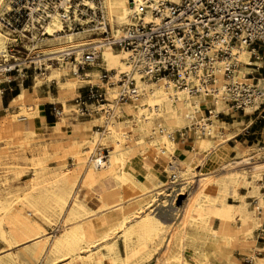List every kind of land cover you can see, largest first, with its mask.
Returning <instances> with one entry per match:
<instances>
[{
	"label": "bare ground",
	"instance_id": "6f19581e",
	"mask_svg": "<svg viewBox=\"0 0 264 264\" xmlns=\"http://www.w3.org/2000/svg\"><path fill=\"white\" fill-rule=\"evenodd\" d=\"M85 1V3L95 8L96 3ZM100 1L101 9L105 16L104 24L109 26L108 31L113 36L121 35L124 26L130 23V16L135 10L133 0ZM139 1L140 0H134L136 4H138ZM3 3L4 0H0V8L3 6ZM46 29L53 37L49 38L47 41L45 46L49 48L45 49L44 53L51 56H57L59 52L63 51L64 48L69 45H76L82 48L98 43L100 39V41L103 39L102 36L99 38L101 33H94L96 30L101 32L99 28H93L94 31L89 28L79 33L68 32L56 35L55 32L61 29V24L55 20L49 23ZM9 39L7 33L3 31L0 25V49L6 45ZM255 52L260 57L258 51L256 50ZM235 54H237L239 60L247 61L246 63L250 65L253 64V62L250 61L251 51L245 45L241 46ZM126 58L127 53L124 51L116 52L112 48H105L103 50L102 60L106 68L110 71L126 70L128 68ZM262 63L263 62L257 60L254 65L256 64L261 67ZM56 65H49L48 71L39 78V81L45 80L48 82L56 80L58 90L60 91L56 99H61L66 108L65 98L73 93L76 86L78 84H87L93 80H89V76L84 74L75 76L72 73L73 77L68 78V81L64 82L62 79L69 75V70ZM253 72V68L247 67L246 70H239L236 73V78L250 82L251 78H247L246 75ZM93 73L94 71L92 70L91 72H87L88 75H92ZM0 75L3 76L2 73H0ZM261 84H263V80H261ZM141 85L146 90L144 97L137 102L124 103L122 105L126 113H132L134 115L133 120L125 118L123 121L112 122L107 126L104 132L96 130L90 137L84 138V143L78 139L79 134L73 132L74 137L71 139L72 143L69 146L67 155L76 159L77 163L73 166H67L62 173H56L53 179L43 180V182L50 181V183L53 184V194L51 195L49 193H39L35 195L34 191L37 189V186L41 184L40 182L38 183L37 178L36 183L30 187L31 191L25 196H22V199L27 201L30 208H32L28 216L23 214V208L19 202L9 203L4 201L0 204V210L3 211V216L0 219V236L7 242L8 247L7 250L0 253V264H102L104 259H109V264L140 263L144 260L141 257L143 249L145 250L144 247L155 241H158V244L162 245L165 238L164 232L170 227V224L163 222L154 214V209L147 211L152 205L146 207L143 212H139V215H136L133 209L128 210L125 208L127 202L141 198L153 191H157L156 193L159 196L164 195V197H167L169 195V193L163 189L168 183L163 184V182L158 180L159 172L154 168L153 161L165 164L164 167H166L168 171H173V173L174 171L179 172L180 175L178 176H180V178L184 176V180L186 179L187 181L196 177H202V180L205 181L204 184H206L205 188L208 189V191H202L194 198L190 197V203H187L186 206H184V204L182 205L184 206L183 212L187 211L189 213L188 218L183 222H178L173 228L171 236L168 235L170 236L168 253L165 254L166 256L161 262L159 261L160 264H168L169 259L172 258V261L174 258L177 261L181 260L182 264H191L183 257V251L184 249L193 250L188 244V242L191 243L190 240L193 237L196 239L204 238L203 236L193 233V228L198 226L196 224V214L198 213L197 215L202 217L200 218V223L206 225L212 217L211 213L206 210L210 205L211 194L216 190H220L222 185L227 182H231L236 188H241L245 182L246 171L242 168L224 172L220 177L212 178L210 177L212 172H209L211 169L210 162L202 169L205 173H201L202 170L196 171L190 161L185 158H180V154L183 153L184 150L177 148L175 146L176 140L169 138L167 133L163 136H159L160 142L166 145L168 151L177 152V160L174 162L171 156L169 159H164V162H162L161 159L163 157L156 153L157 148L155 146L158 142L151 139L153 138L151 133L154 132L153 128L156 125L155 119L159 122L168 124L172 129L171 132L175 134L174 130L176 128L179 129L183 127L185 123L190 122L191 113L194 111L196 113L198 111H204L201 105L205 99L203 98L202 100L200 97L192 96L187 90L175 89L174 85L169 80H162L158 83L144 81ZM22 89V92L15 96L10 104V108L18 106V110L10 111L8 110L9 108H6L8 112L0 121L1 141L2 138L4 139V137H7L8 139V136L10 137L11 134L16 132V130L12 129L14 123L19 121L32 122L36 118L43 117L42 103L37 101L28 103V90L24 87ZM208 102L209 101H206V103ZM214 103L215 115L211 116V119L218 118L216 114L225 110L226 107L228 108L225 100L220 97L216 98ZM1 106L2 96L0 91V108ZM64 107L61 115L57 119L58 122L55 124V127L58 129H62L66 124V122H64ZM257 107L258 103L247 107L246 113L254 111ZM158 129H163V131H165V128H163L161 124H159ZM229 130V123L219 119H213L211 121V134L208 135L210 137L198 138V140L195 141L194 151L198 149L203 150L205 152L203 160L214 156L218 157L224 164L228 161L226 150L229 149L230 145L228 142L232 139V137L228 136ZM18 132L25 134L26 137L38 135V131L34 128L23 129ZM145 134H148L150 138L147 139L144 136ZM126 139H129V141L131 140L135 148L133 147L132 149L130 146L124 148L123 146L126 144ZM98 142L105 146L102 149L109 150V154L106 156L108 159H103L102 152L97 153V158L95 160L93 158L91 159L94 150L90 149L89 145L92 144L93 146ZM112 146L114 147L113 149ZM134 149H137L138 153L133 154V157L130 158ZM141 151H143L142 153L144 155L146 153L150 154L152 159H150V161L146 160V158L142 161L136 159L134 156L137 154L139 155ZM163 151L165 150H162V152ZM137 160L139 161L137 162ZM252 163L253 166L250 168L251 171L259 173L264 170V158L255 159V157L232 162L224 165V168L232 164L234 166H240L242 164ZM98 171L100 172L98 173ZM138 174L140 176H138ZM188 174H191V176L185 178ZM82 175L84 181L91 186L98 180L103 179L108 188L107 193H112L116 189L110 188L109 185L118 182V186L122 188L123 192L116 198L117 201L115 202L104 201L103 195H96L100 203L97 207H91L85 199L86 195H79V190H76V185L80 178H82ZM260 175L259 173L258 176ZM144 180H149L150 183L154 185V189L146 186ZM186 182L184 181L182 184ZM159 183L162 184L158 185ZM171 184L174 185L173 182H171ZM49 198H54L55 204L50 205L48 203ZM182 206H177L176 209L179 210ZM49 207L50 211L48 212L46 209ZM108 213H113L116 216L115 222H110L108 220ZM40 215L48 218L47 221L53 223L54 226L55 218L52 217L61 215V221H59L62 225L61 232L59 234L46 232V228L33 218V216ZM102 216H106L105 221L102 219ZM4 224L8 225L7 228L3 227ZM217 231H221V229H217ZM228 238L230 239L231 235H229ZM120 240L124 244L123 254L120 253ZM205 243L207 246L212 244L207 240ZM20 247H23L24 250L19 253L13 252V248ZM140 247H143V249ZM103 248H105V251L102 252V258L97 261L96 254L98 251H102ZM204 257H207L206 252L198 257L197 261H206ZM258 264H260L259 261Z\"/></svg>",
	"mask_w": 264,
	"mask_h": 264
},
{
	"label": "built area",
	"instance_id": "2783aa9c",
	"mask_svg": "<svg viewBox=\"0 0 264 264\" xmlns=\"http://www.w3.org/2000/svg\"><path fill=\"white\" fill-rule=\"evenodd\" d=\"M72 2L10 0L11 6L0 15V23L12 33H20L32 47L23 52L18 47L21 39L17 35L0 49V73L7 77L6 83H13L17 76L27 80L33 76L32 68L43 73L51 61L69 65L74 75H81L99 62L105 48H112L127 53L128 68H103L97 81L87 83L84 93L73 99L70 115L75 119L100 115L106 124L116 121L124 103L137 102L145 95L142 82L162 80L171 81L174 87L187 90L190 95L221 97L233 111L245 112L258 103L252 113L258 111L257 119H264V78L254 76L250 82L237 79L243 62L235 54L245 45L251 49V57L264 60V0H140L138 4L133 0L131 21L119 36L111 35L104 24L101 4L95 8L87 3L76 4L74 8ZM53 20L61 24L57 33L92 26L101 29L103 39L82 48L69 45L58 56L45 55L37 44L51 36L46 26ZM260 48L261 57L255 52ZM84 75L90 76L86 72ZM62 110L63 106L60 109L53 104L52 114L56 118ZM208 113L197 124L202 135L211 134L210 118L215 113L213 109H208ZM168 137L176 139L172 132ZM170 178L174 184L179 176L174 172Z\"/></svg>",
	"mask_w": 264,
	"mask_h": 264
},
{
	"label": "rangeland",
	"instance_id": "374dc122",
	"mask_svg": "<svg viewBox=\"0 0 264 264\" xmlns=\"http://www.w3.org/2000/svg\"><path fill=\"white\" fill-rule=\"evenodd\" d=\"M87 1H92V2L94 1L96 4L98 3L99 5L101 4L100 0H87ZM85 2H86L85 0H73L72 3L74 8H76V4L82 5ZM10 6H11L10 0H4L3 6H1L0 8V10H2L0 11V15L3 13V11L9 9ZM55 21L59 22L58 20ZM1 26L3 31H5L8 37L10 38L7 41V43L13 42L15 36L19 35L21 39L19 41L20 43L19 42L16 43H19L18 47L23 52L26 51V48L30 49L32 47L31 46L32 44L29 43V41L26 38L22 37L20 33L14 34L8 31V29H6L5 27H3V25ZM89 28H91V30L94 31V29H92V26L86 27V29ZM82 31L81 30L76 31V33ZM94 33L100 34L101 32L96 30L94 31ZM55 34L60 35V34H65V32H60V33L56 32ZM101 36L102 34L99 35V38H101ZM51 37L53 36L48 37V39L46 40H41V42L37 44V48L40 50L41 53L45 54L44 50L49 48L45 45L47 44V41ZM66 48H64V50ZM114 50L116 52L121 51L117 49ZM257 51L261 57L263 54L262 53L263 48H260ZM257 60L259 62H263L261 67L258 65L260 67L259 70H257L256 66H254V63ZM241 61L243 62V64L239 67L238 71L246 70L247 67L254 69L253 74H251L250 76L246 75L247 78H252L254 76L260 79L264 78V60L257 59L255 58V56L252 57L250 56V61L253 62L252 65H247L246 63L247 61L246 62L243 60ZM55 63H56L55 61H51L48 62L47 64L49 65L57 64L56 66H60L62 68L69 70V75L65 76L62 79V81L67 82L68 78L73 77L72 70L69 65H61ZM103 68H106V66L101 57L99 62L94 67L88 68L86 71H84V73L91 72V70L94 71V73L90 75L88 79L93 80L95 82L97 81L99 75H101ZM47 69H44L43 73H45ZM30 72L32 73L33 76H30L27 80L22 81L17 76L16 80L10 84L5 82L6 79L4 74L3 76L0 75V91L3 99L2 107L0 109V118L4 117L7 114L8 110L10 111L18 110V106H14L12 108H9L8 110L6 108L9 107L10 100L15 95L22 92L23 90L22 88L24 86L34 93V94L32 93L33 95H30L28 92V99H29L28 103H33L36 101L44 103L43 109H44L46 124L48 123V126H51V124L55 125L56 121H58L57 120L58 118H56L52 114L53 104H55L56 107L60 109L64 105V102L61 99L54 98L58 96V91H59L57 87V81L53 80L50 83H48L45 80L39 81V78L42 76L41 75L42 73L34 72L33 68L31 69ZM255 81H257V79ZM86 85L87 84L85 83L78 84L74 89L73 93L71 95L69 94L65 98L66 99L65 103L67 107L66 108L64 107L65 110L64 122H66V124L62 127L64 132H61L62 129L57 130L58 132L62 133L59 134L62 136L61 138H56L54 137V135H49V133L53 131L49 127L44 129L45 131L44 133L38 132V135L32 137L29 136L26 137L25 134L17 132L18 126H21L24 123V121H22V122H16L14 123V126H12V129L16 130L15 133L11 134L10 137L8 136V139L7 137H4V139L2 138V141L0 140V201H1L0 204H2V202L4 201L9 203L19 202V204L23 208L22 209L23 214L28 216V213L32 211V208H30L29 203L27 201L22 199V196H25L28 192L31 191L30 187L36 183L37 178H38V183L40 182L41 184L38 185L37 189L34 191L35 195L39 193H49L50 195L53 194V188H52L53 184H51L50 181L43 182V180L53 179L56 173L58 174L62 173V171L65 168H67V166L69 165L73 166L75 163H77L76 159L71 158L69 155H67L72 140L68 139V137L65 136L69 134L70 129H72L73 123L87 122L86 124L89 126V128L86 131L79 134L78 137V139L84 143V138L90 137L93 134V132L96 130L100 132H104L107 126L112 122L123 121L125 118L133 120L134 115L132 113H126L123 107H122L121 117L118 120L111 121L108 124L104 123V120L100 117V115H94L93 117L84 118V119H75L72 115H70L71 110L74 108L73 99L76 98L81 92L84 93L86 89L85 88ZM33 86H35V88ZM175 89L183 90L176 87ZM49 91L54 95V97L47 99L46 95H48ZM111 95L112 93H110L109 98L113 97V95L112 96ZM192 96L200 97L202 98V100L203 98L205 99L201 105L202 110L204 111L203 112L198 111L197 113L194 111L193 113H191L192 116L189 123H185L183 127L179 129L176 128L174 130L175 132L174 135L176 137L175 146L179 149L184 150V152L180 154V158L191 159L194 157V155L197 152L196 158L191 162L193 164V167H195L196 171H200L203 169L204 166H206L210 162L209 164L211 169L209 170V172H212L210 174V177L212 178H218L224 172L234 171L242 168H244V171L246 172H245V182L241 188H236L231 182H227L222 185L220 190H216L213 194H211L210 203H209L210 205L206 208V210H208L211 213L212 217L210 218L209 222L206 225L200 223L201 220L200 218L202 217L197 215L198 213L197 214L195 213L197 216L196 224L198 226L193 228V233L203 236L204 238L196 239L193 237L190 240L191 243L188 242L189 246L192 247L193 252L191 250L184 249L183 257L186 258V260L191 264H203V263L204 264H224V263L225 264H255V263L258 264V261L260 262V264H263V260H257L256 256H260V257L264 256V170L262 172H259L261 175L258 176L259 173L251 171L250 169L253 166V163L242 164L240 166H234L232 164L226 168H224V165L230 164L235 161H242L250 157H255V159L264 158V119L263 120L257 119L259 117L258 111L255 113H252L253 111L248 113H246V111L245 112L233 111L232 109H230L228 105V108L226 107L225 110L220 112L218 118H213L214 120L219 119L230 124V130L228 132V136L232 137V139L229 140L228 143L230 147L229 149L226 150L228 154V161L223 164V162L220 161L218 157H214V156L210 157L209 159L206 158L203 160V158L205 157V152L201 149L194 151L195 141L198 140V138H207L210 136L202 135L199 132L200 127L197 126V124L200 121H202L203 118L209 116L208 109H213V110L215 109V103H214L215 99L214 97L204 96V95L202 96L192 95ZM206 101L209 102L206 103ZM213 119L210 118L211 121ZM155 120H156L155 121L156 125L153 128L154 132L151 131L152 132L151 135L153 136V138L151 139L156 140L158 142L155 146L157 148L156 153L158 155L160 154L163 156H167L165 159H169L172 156V160L176 162L177 152L168 151L166 145L161 144L159 137L165 135L166 133L168 134L169 132L172 131V129L171 127L168 126V124L159 122L157 121V119ZM39 121L40 119L36 118L35 120H33V123L37 122L38 125ZM159 124H161V126L165 128V131L163 133L159 132L158 129ZM66 130L69 131L66 132ZM155 131L157 134L155 133ZM144 136L147 139L150 138L148 134H145ZM133 144L134 143L131 142V140L129 141V139L128 140L126 139V144L123 147L126 148L130 146V148L133 149L134 147ZM104 147L105 146L102 145L100 142H98L96 145L93 146L92 144H90L89 148L94 150L91 159L93 158L95 160L97 158L96 155L98 152L100 153L102 152L101 153L102 156H104L105 154L108 155L109 150L102 149ZM26 148L28 151L26 150ZM113 148L114 147L112 146V149ZM162 150H165L166 154L163 153ZM142 152L143 151H141L139 155L137 154L134 157L141 161L144 160V158H146V160L149 161L150 159H152V157H150V154L146 153L144 155ZM136 153H138V150L134 149L132 152V156H130V158H132L133 154ZM26 154L30 155L31 158L28 159L26 157ZM139 160H137V162ZM161 161L164 162V158H162ZM152 163L154 165V168L159 172L158 180L163 182V184L168 183V185L163 189H165L167 193H169V195L167 197L166 196L164 197V195L159 196L156 193L157 191H153L144 195L141 198L127 202L125 204V208H127L128 210L133 209V212H135L136 215H139L138 214L139 212H143L146 207L152 205L147 211H150V209H154V214H156L163 222L170 224V227L166 232H164L165 238L162 245H159L158 244L159 242L155 241L153 243L148 244V246L144 247L145 250L143 249V247H140L141 249H143V253L141 257L144 260H142L140 263L137 264H160L161 260H163L164 257L166 256L165 254L168 253V243L173 228L178 224V222H183L188 218L189 213L187 211L183 212L184 206H186L187 203H190L189 200L190 197L194 198L202 191L204 192L208 191V189L205 188L206 184H204L205 181L202 180V177H196L194 179L187 181L186 179L184 180L183 178L184 176H182L181 178L179 176L178 182L172 185L170 176L173 173V171H168L166 167H164L165 164L161 162L153 161ZM99 172L100 171H98V173ZM202 172L204 171L202 170L201 173ZM176 173L180 175L179 172ZM138 176L140 175L138 174ZM190 176L191 174H188L185 176V178ZM184 181L187 182L182 184V182ZM79 183L80 182L78 181L77 184ZM144 183L149 188L154 189V185L150 183L149 180H144ZM161 184L162 183H159L158 185ZM109 187L116 188L112 192L113 198H115L112 199V201L115 202L117 201L116 198H118L120 194H122L123 190L121 187L118 186V182L111 183ZM79 189H81V191ZM76 190H79L78 193L79 195L81 194L84 195L85 193H87V195L85 194L86 197L89 196V194L95 195V192L92 189L90 190L85 186L82 187L81 185H78ZM181 196H183L182 200H181ZM48 203L50 205L55 204V199L49 198ZM183 204L184 206H182ZM229 204L236 205L233 213L231 210L232 208L229 206ZM242 204H244L246 211L243 210V212L240 213L239 206L237 205H242ZM177 206H182V208L177 210L176 209ZM46 210L49 212L50 207ZM2 216H3V211L0 210V219L2 218ZM33 218L36 219L44 228H46V232L52 234H59L62 230V225L59 222L61 221V215L52 217L55 218L54 219L55 226L53 225V223L47 221L48 218L43 217L42 215L33 216ZM102 219L105 221L106 216H102ZM7 226H8L7 224H4L3 227L7 228ZM217 229H221V231H217ZM230 231H232L233 236L231 235V238L229 239L228 236L230 234L226 232H230ZM206 240L211 242L212 244L207 246L205 243ZM190 244H192L193 246ZM7 248H8L7 242L0 236V252L6 250ZM119 248H120V253L123 254L124 244L121 240L119 241ZM13 250L16 253H19L23 251L24 248L20 247ZM103 251H105V248H103L102 251L100 250L97 252L96 254L97 261H99L102 258L101 255ZM205 252L207 253V257H204V260L206 261L203 262L197 261L198 257L202 256V254ZM171 259H169L168 264H182L181 260L180 261L178 260L179 261L178 262L174 258L172 261ZM109 263H110L109 259H104L102 262V264H109Z\"/></svg>",
	"mask_w": 264,
	"mask_h": 264
},
{
	"label": "crops",
	"instance_id": "0c3cea01",
	"mask_svg": "<svg viewBox=\"0 0 264 264\" xmlns=\"http://www.w3.org/2000/svg\"><path fill=\"white\" fill-rule=\"evenodd\" d=\"M47 71H48V69H47ZM46 71V72H47ZM45 72V73H46ZM44 73H42L41 75H43ZM5 79H7L6 77H5ZM53 80H51V81H48V83H50V82H52ZM56 81V80H55ZM2 82V81H1ZM3 83V82H2ZM24 87V86H23ZM34 88H35V86H33ZM33 87H32V89H33ZM49 87V86H48ZM24 88H26L27 90H28V92H29V94L30 95H33L34 93L31 91V90H29L27 87H24ZM33 93V94H32ZM59 91H58V96H59ZM20 94V93H19ZM19 94H17V95H19ZM17 95H15V96H17ZM2 96V95H1ZM14 96V97H15ZM50 96H53L54 97V95L52 94V93H50V91L48 92V95H46V98L47 99H50L51 97ZM57 96V97H58ZM13 97V98H14ZM57 97H54V98H57ZM13 98L10 100V103H9V107H7V108H10V104H11V101L13 100ZM2 102H3V99H2ZM44 103H42V105H43ZM2 107V106H1ZM63 107H64V105H63ZM12 108V107H11ZM1 109V108H0ZM1 118H3V117H1ZM1 118H0V120H1ZM40 119V121H39V123H38V125H37V122H34L33 123V121L32 122H29V121H24V123H23V125H21V126H18V129H17V132L18 131H22L23 129H35L36 131H38L39 133H44L45 131H44V129H46V128H51L53 131H51L50 133H49V135H54V137H56V138H61L62 136L61 135H59V134H62L61 132H64L63 131V129H62V131L61 132H58L57 130H58V128L57 127H55V125H53V124H51V126H48V123L46 124V120H45V115H44V109H43V117L42 118H39ZM19 122H22V121H19ZM42 122V123H41ZM56 122H58V121H56ZM77 122V121H76ZM87 122H79V123H73L72 124V129H70V132H69V134L68 135H65L66 137H68V139H72L73 137H74V133L73 132H76L77 134H81L82 132H84V131H86L88 128H89V126L86 124ZM22 129V130H21ZM69 130H66V132H68ZM232 147V146H231ZM163 153H165L166 154V152L165 151H163ZM192 153V152H191ZM164 154V155H165ZM164 159L167 157V156H163V155H161ZM26 157L28 158V159H30L31 158V156L30 155H28V154H26ZM196 158V154L194 155V157L193 158H191V159H187L188 161H190V162H192L194 159ZM104 175V174H103ZM81 180V181H80ZM79 180V184H77L76 185V189H77V187H78V185H81L82 187H87L88 189H92L94 192H95V195H103V200L104 201H108V202H112V199H113V195H112V193H107V191H108V188H107V185L105 184V182H104V180L103 179H100V180H98L97 182H95V183H93V185L91 186L89 183H87L86 181H84V179H83V177L81 178ZM80 191H81V189H79ZM105 192V193H104ZM86 195H87V193H85ZM95 195H90L89 194V196H85L86 198V200H87V202L89 203V205L91 206V207H97V205L100 203V200H99V198L97 197V196H95ZM229 206L232 208L231 210H232V213L234 212V208H235V206L236 205H234V204H229ZM237 206H239V212L240 213H242L243 212V210H245L246 208H245V206H244V204H242V205H237ZM246 211V210H245ZM107 217H108V220L110 221V222H115L116 220V216L113 214V213H108L107 214ZM233 230V229H232ZM226 233H228V234H230V235H232V231H230V232H226ZM233 236V235H232ZM13 249H16V248H13ZM7 250V249H6ZM5 251V250H4ZM3 252V251H2ZM13 252H15L14 250H13ZM1 253V252H0ZM257 258V260H263V264H264V256H257L256 257ZM256 264V263H255Z\"/></svg>",
	"mask_w": 264,
	"mask_h": 264
},
{
	"label": "water",
	"instance_id": "95a60500",
	"mask_svg": "<svg viewBox=\"0 0 264 264\" xmlns=\"http://www.w3.org/2000/svg\"><path fill=\"white\" fill-rule=\"evenodd\" d=\"M183 199V196H181V200ZM181 202V201H180Z\"/></svg>",
	"mask_w": 264,
	"mask_h": 264
}]
</instances>
